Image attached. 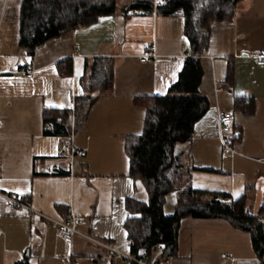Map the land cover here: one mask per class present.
Returning <instances> with one entry per match:
<instances>
[{"label":"crops","instance_id":"crops-1","mask_svg":"<svg viewBox=\"0 0 264 264\" xmlns=\"http://www.w3.org/2000/svg\"><path fill=\"white\" fill-rule=\"evenodd\" d=\"M164 3L116 0L114 15L48 40L30 56L19 46L22 0H0V192L18 195L35 212L54 220L71 213L81 216L78 230L83 235L124 254H130L126 202L148 199L140 180L129 176L125 151L127 139L143 131L145 110L138 99L168 94L186 54L192 56L182 13L159 14L157 7ZM131 5L141 7L129 10ZM150 47L156 57L142 62ZM257 53H264V0H241L229 21L212 25L207 51L200 57L199 93L209 109L194 125L191 138L174 148L186 183L171 194L165 215L172 214L187 188L233 199L247 195L253 214L263 207L264 66L256 65ZM95 59L111 62L112 89L92 93L85 117L74 122L75 99L88 95ZM66 61L70 75L60 72V63ZM27 66L34 71L31 78L20 74ZM229 67L233 74L228 81ZM236 98L252 99L253 113L236 110ZM50 109L69 110L68 135L46 134L43 113ZM219 111L235 116L234 154L222 153ZM71 133L72 146L83 151L72 162L62 153ZM54 166L64 174L48 173ZM118 259L80 236L69 243L57 239L53 224L0 199V264H119ZM166 264L259 261L250 234L228 221L184 218L177 256Z\"/></svg>","mask_w":264,"mask_h":264},{"label":"trees","instance_id":"trees-1","mask_svg":"<svg viewBox=\"0 0 264 264\" xmlns=\"http://www.w3.org/2000/svg\"><path fill=\"white\" fill-rule=\"evenodd\" d=\"M240 1L165 0L157 7L159 14L165 16L182 13L184 36L192 56L186 59L168 94L138 99L145 110L143 131L138 136L129 137L125 144L129 176L140 180L148 199L146 202L127 200V210L131 215L124 227L131 242L130 255H137L139 250H143L147 262L159 249L161 252L154 264H166L177 256L178 230L184 218L226 220L234 228L250 234L254 253L258 259L263 256L264 237L259 219L264 214V205L257 214H253L247 195L233 199L226 193L187 188L178 198L172 214L165 215L163 212L166 197L183 186L180 182L183 179L180 172L182 166L174 148L191 138L194 125L209 109L207 99L199 93V85L202 78L200 57L207 51L210 29L216 23L229 21ZM140 7L131 5L128 9ZM116 11V0H22L19 46L32 56L46 41L88 27L98 18L112 16ZM59 67L62 75H70V62H62ZM112 72L108 59L93 61L87 78L88 95L75 99V112L80 113L82 119L93 102L92 93L111 91ZM232 74L233 68L229 67L228 81L232 79ZM234 105L236 110L246 115L253 113L254 104L250 98H236ZM68 118L69 110L44 111V125L51 126V131H46V134L68 135ZM16 264L28 263L23 260Z\"/></svg>","mask_w":264,"mask_h":264},{"label":"built area","instance_id":"built-area-1","mask_svg":"<svg viewBox=\"0 0 264 264\" xmlns=\"http://www.w3.org/2000/svg\"><path fill=\"white\" fill-rule=\"evenodd\" d=\"M185 52V51H184ZM187 57H191L190 55L186 54ZM156 57L154 48L150 47L148 52L144 53L141 57V61L145 62L150 58ZM253 59L255 60L256 65L258 66H264V53H257L253 55ZM20 74L25 76L26 78H31L34 74V71L27 66L25 70L20 71ZM73 111V108H72ZM217 131H218V138L222 147V153L224 155L234 154L233 150V138H232V128L235 121V116L233 113L225 112V111H219L217 113ZM72 121V120H71ZM72 124V123H71ZM1 125V122H0ZM73 127V124L71 125ZM45 130L50 132L51 126L46 125ZM62 153L65 154L68 159L72 162V159L75 155H83L82 150H77L72 146V133L69 135V143L64 145L62 148ZM48 173H57V174H64L61 170H59L57 167H50L48 168ZM0 199L5 200L11 207H13L17 211H23L27 213L30 216H39L55 227V236L57 239H60L66 243H69L74 236H80L83 237L91 242H94L101 247L105 248L106 250L110 251L113 255L119 256L125 261H127L129 264H153V262H147L144 259L145 253L143 250H139L137 255H130V254H124L120 252L117 248L108 247L102 243H99L85 235H83L78 230V225L83 221V218L81 216H77L74 214H69L66 217H63L59 220H54L49 217H45L44 215L35 212L31 206L26 202L25 200L21 199L18 195L14 193H2L0 192ZM128 214V212H126ZM260 225H261V233L264 237V217H261L259 219ZM130 240L127 241V244L130 245ZM158 252H161V249H159ZM259 264L264 262V253L263 256L258 259Z\"/></svg>","mask_w":264,"mask_h":264},{"label":"rangeland","instance_id":"rangeland-1","mask_svg":"<svg viewBox=\"0 0 264 264\" xmlns=\"http://www.w3.org/2000/svg\"><path fill=\"white\" fill-rule=\"evenodd\" d=\"M74 118H75V120H74V122H77V119L78 120H81L82 119V115L79 113V114H76V112H75V114H74ZM183 173V172H182ZM181 178H183V179H181L180 180V182H181V184L183 185V186H185V183H186V175L183 173V176L181 177ZM184 180V181H183ZM182 186V187H183ZM181 189V188H180ZM171 197H173V195H168L167 197H166V200H165V205H164V210L166 211L167 209H168V207H169V205H170V202H171ZM262 217H264V214H263V216ZM159 253L160 252H157V254H155L152 258H151V261L150 262H153V261H155V259L158 257V255H159ZM116 257H118L119 259H118V263L119 264H128V262L127 261H123L124 259H122L121 257H119V256H116ZM121 259V260H120ZM153 264H154V262H153Z\"/></svg>","mask_w":264,"mask_h":264}]
</instances>
